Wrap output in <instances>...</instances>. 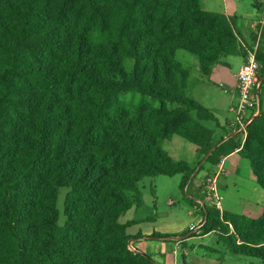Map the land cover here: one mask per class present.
<instances>
[{"label": "trees", "instance_id": "16d2710c", "mask_svg": "<svg viewBox=\"0 0 264 264\" xmlns=\"http://www.w3.org/2000/svg\"><path fill=\"white\" fill-rule=\"evenodd\" d=\"M235 23L199 0H0V264H156L130 250L120 218L142 206L145 177L181 174L194 204L195 169L161 146L174 136L212 167L237 151L264 192V108L244 139L214 143L202 122L217 118L187 96L179 55L204 76L245 58ZM255 57L263 77L264 50ZM203 208L202 235L264 264V209Z\"/></svg>", "mask_w": 264, "mask_h": 264}, {"label": "crops", "instance_id": "0c3cea01", "mask_svg": "<svg viewBox=\"0 0 264 264\" xmlns=\"http://www.w3.org/2000/svg\"><path fill=\"white\" fill-rule=\"evenodd\" d=\"M199 2L201 8L205 11L236 18V33L238 34L243 47L248 50V53L256 54L258 49L264 50V36H262V31L264 28V0H199ZM184 59L185 61H191L193 63V68L191 70L189 69L190 73L187 79V96L193 98L205 108L213 111L217 118V124L214 123L215 127L211 128V130H215L216 132L221 130L223 133H226L222 138L223 141L233 137L236 134L233 129L235 127L234 119L238 101L236 93L237 73L240 65L244 61V58H242L235 72H233L232 69L233 61L224 62L220 60V62L212 68L211 73L208 76H204L200 73L198 61L195 57L184 56ZM260 82L261 87L259 94L264 96V76H260ZM257 100V106H253L251 108V111H255L256 113L260 110V108L263 107L264 103V99L260 102L259 99ZM241 141H243V139ZM195 150L196 147L194 146V154ZM195 156L197 155L195 154ZM203 165L204 168H201ZM249 168L248 161L242 158L237 153V151H235L223 158L218 167L206 165L204 164V160H202L198 168L195 169L193 177L195 176L194 179L198 180L206 173V170L208 169L217 170L218 172L222 170L223 173L221 176H224L225 178L226 176L229 177V179H225L227 184L224 185L223 188V184H220L222 190V194H220L223 197L222 206L224 205V210L230 212L228 210V204L230 203L228 202L227 204L225 202L226 195L223 193V191L224 189L227 190L231 185L232 179L230 177H236L240 174L242 169H244L246 172L248 170L251 172V169ZM188 187L189 182L187 183L185 190H187ZM180 195L181 200L183 199L190 207L189 217L191 219H188L187 221H162V219H159L160 221H155V219L143 220L134 219L131 216L122 219L126 215L123 217L121 216V223L125 224L128 222H133V224L127 228V233L131 236L129 248L134 252L149 255L156 264H177V249L180 247L182 250V264H211V262L205 259L208 255V251L205 249L200 250V252L203 253L202 257L204 258L202 262H199V260L193 256H188L187 246L185 243L190 239V237H188L189 239H184L182 236H174L167 239L151 238V236L154 234L172 236L181 233V231L186 227L189 231V227L191 225H196L197 227L200 226L204 218L200 213H198L199 209L189 204V202L185 200V197L182 196L181 192ZM189 198L194 201V203L200 201L194 195H191ZM260 200L263 203V206L255 204L254 207L264 209V196ZM172 204H174L173 201L169 200V205ZM127 212L136 213V209L132 208ZM189 233L192 236L202 235L200 230H197L196 232L189 231ZM199 247L202 246L199 245ZM191 249L193 251V248Z\"/></svg>", "mask_w": 264, "mask_h": 264}, {"label": "rangeland", "instance_id": "374dc122", "mask_svg": "<svg viewBox=\"0 0 264 264\" xmlns=\"http://www.w3.org/2000/svg\"><path fill=\"white\" fill-rule=\"evenodd\" d=\"M179 55L183 57H194L184 51H179ZM220 60L224 62L233 61L232 69L233 72H235L237 66H239L242 60V57L222 56ZM185 65L190 70L193 68V63L191 61H185ZM125 98L130 99V95L126 96ZM263 99L264 96L261 95V101H263ZM263 108L264 103L262 109ZM202 124L209 129L215 127L214 123L210 121L202 122ZM220 131L216 132L214 130V143L219 142V139L223 138L226 134ZM161 146L162 149L167 152L173 159L177 161H185L194 169L198 168L201 161L204 160L202 159L204 156L197 155L198 153L196 150L195 154L197 156H195L193 152V144L181 139L180 137H173L170 142L162 143ZM201 168H204V165L201 166ZM217 173L218 175L216 177V184L219 192L222 194L220 184H223V188V186L227 184V181L225 182V179H229V177L227 176L226 178L224 176H221L223 173L222 170L218 172L217 170L208 169L206 170V173L198 180L194 179V176V178L192 179L193 181L191 180L186 191L188 193V197L194 195L203 203V206H200L197 203L192 204L193 207L199 209L198 213H200L202 216L204 209L203 207H212L211 202L208 200L207 196L210 186L209 179L213 178ZM181 177V174H177L173 177L157 176L142 178L138 184L139 190L141 192L142 206L136 209V213H124L122 217L124 215L126 216L122 219H125L129 216L134 219H155V221H160L159 219H162V221L184 222L188 219H191L189 217L190 207L183 199L181 200V195L179 192ZM191 177H193V174ZM230 178L232 179V181L230 180L231 185L227 190L224 189L223 191V193L226 195L225 202L227 204L228 202L230 203L228 204V210L237 214H245L249 217H256L261 214L263 209H259L254 206L255 204L263 206V203L260 199L264 196V192L255 182L250 170L246 172L244 169H242L239 175H237L236 177L232 176ZM235 180L237 184L235 183ZM67 191V189H61L59 191L58 208L61 213L63 211V201ZM169 200L173 201L174 204L169 205ZM222 211H226L224 210V205L222 206ZM62 223L63 217L61 214L60 224ZM187 229L188 228L186 227L181 231V233L172 236H182L184 239H189L188 237H190V239L185 243L187 246L188 256H193L194 258L198 259L199 262H202L204 259L202 257L203 253L200 252V250L205 249L206 251H208L207 258L205 259L211 262V264H263L256 258L230 253L227 248L218 241L217 236L213 233H209L207 235L192 236ZM199 245L202 247H199ZM191 248H193V251ZM177 250V264H182V250L180 247Z\"/></svg>", "mask_w": 264, "mask_h": 264}, {"label": "built area", "instance_id": "2783aa9c", "mask_svg": "<svg viewBox=\"0 0 264 264\" xmlns=\"http://www.w3.org/2000/svg\"><path fill=\"white\" fill-rule=\"evenodd\" d=\"M260 68L261 65L256 60L254 53H248L244 58L243 63L240 65L237 73L236 93H237V105L234 119V131L241 133L243 138L246 134V126L259 114V111H251L253 106H257L258 94L261 87L260 82ZM249 113V114H248ZM218 173L211 179H209V192L208 200L211 202V206L219 211H222L223 197L220 194L216 177ZM197 204L203 206V203L198 201ZM191 225L189 231L196 232L201 229V226Z\"/></svg>", "mask_w": 264, "mask_h": 264}]
</instances>
